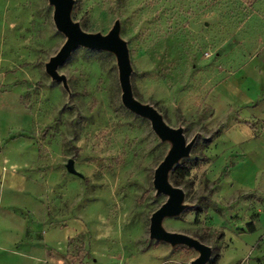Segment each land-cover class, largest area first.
I'll list each match as a JSON object with an SVG mask.
<instances>
[{"label":"rangeland","instance_id":"rangeland-1","mask_svg":"<svg viewBox=\"0 0 264 264\" xmlns=\"http://www.w3.org/2000/svg\"><path fill=\"white\" fill-rule=\"evenodd\" d=\"M71 1L69 16L84 32L103 35L117 23L131 97L193 139L174 165L185 166L188 176L166 174L182 200L160 228L207 246L204 264H263L264 215L256 223L262 190L239 180L225 184L231 160L215 181L202 169L207 146L226 125L210 127L204 99L219 81L251 84L261 69L264 0ZM51 14L46 0H0V151L11 165L34 163L27 174L39 171L55 183L40 189V199L27 187L15 196L4 189L1 210L10 204L27 220L26 250L0 254V264H58L44 263L39 246L49 221L58 225L44 245L55 259L65 254L60 264H188L197 251L148 236L149 217L166 199L152 187L153 171L171 143L121 104L112 52L74 48L56 69L64 84L45 73L64 42ZM7 133L32 140L36 154H18ZM68 160L75 174L66 171ZM248 222L257 224L254 233L246 231Z\"/></svg>","mask_w":264,"mask_h":264},{"label":"crops","instance_id":"crops-1","mask_svg":"<svg viewBox=\"0 0 264 264\" xmlns=\"http://www.w3.org/2000/svg\"><path fill=\"white\" fill-rule=\"evenodd\" d=\"M250 77L251 84L239 85L230 78H226L216 83L208 91L204 104L211 110L208 121L210 127L221 123H226V125L207 146L206 157L209 161L204 164L202 171H204L205 179L215 181L220 178V171L223 169L225 160H231L233 163L224 177V183L236 184L240 181L242 186L252 191L260 188L264 195V64L259 71H253ZM9 134L6 135L9 146L15 144L21 150L18 154H36L35 144L32 140L19 136L10 137ZM22 139L24 142L21 146L19 143ZM1 151L0 254L8 253L19 257L21 256L19 250H26L21 242V237H23L21 235H25L27 220L23 216L21 218V215L15 210L10 209L12 208L10 204L1 210V205L4 204V189H7V195L9 192L15 196L23 193L27 187L31 193L33 192V195L40 199V189L43 186L53 187L55 183L48 174L44 175L43 179V174L39 171L27 174V172L35 170V166L32 165L34 163L25 165L23 161L22 165H11L9 160L3 157ZM213 155L216 157L213 158ZM256 211L257 223L264 215V206ZM256 223L253 225L254 232ZM57 225V221H49L39 235L43 261H46L44 263L53 259L58 264L65 263V254L55 259V255L44 245L46 232L51 228H56ZM27 250L31 252L32 248ZM47 257H50V260Z\"/></svg>","mask_w":264,"mask_h":264},{"label":"water","instance_id":"water-1","mask_svg":"<svg viewBox=\"0 0 264 264\" xmlns=\"http://www.w3.org/2000/svg\"><path fill=\"white\" fill-rule=\"evenodd\" d=\"M52 6L51 19L54 27L64 36V42L44 65L45 73L55 82L64 84L63 76L56 71L69 53L76 47H84L98 50H107L114 54L116 59L118 84L120 87V102L133 114L148 120L153 133L160 140H167L171 146L162 160L153 171L152 187L158 194L166 196L165 201L149 217L148 236L154 240L164 241L170 244H182L192 248L198 253V257L188 264H204L209 256L207 246L186 236L164 232L159 224L166 216L175 215L178 205L182 200V191L166 181V174L173 168L176 162L185 157L193 139L185 140L180 129L168 127L159 114L151 107L141 104L131 97L128 77L130 73L127 50L124 42L118 37V25L114 23L107 33H87L80 29L77 23L71 20L69 13L71 0H46ZM65 169L70 174H75L72 161L68 160Z\"/></svg>","mask_w":264,"mask_h":264},{"label":"trees","instance_id":"trees-1","mask_svg":"<svg viewBox=\"0 0 264 264\" xmlns=\"http://www.w3.org/2000/svg\"><path fill=\"white\" fill-rule=\"evenodd\" d=\"M171 175L175 180H183L185 177L188 176V169L183 165L174 166L171 170ZM245 226L247 229L246 231L248 233H252L254 231V228L251 222H248ZM263 264H264V259H263Z\"/></svg>","mask_w":264,"mask_h":264}]
</instances>
